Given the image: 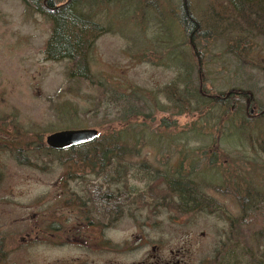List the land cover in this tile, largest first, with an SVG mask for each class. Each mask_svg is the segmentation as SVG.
<instances>
[{"label":"rangeland","instance_id":"374dc122","mask_svg":"<svg viewBox=\"0 0 264 264\" xmlns=\"http://www.w3.org/2000/svg\"><path fill=\"white\" fill-rule=\"evenodd\" d=\"M227 1L187 0L188 10L201 29L197 43L203 47L204 91L217 96L242 92L245 101L251 98V107L261 113L264 35L259 34L260 28L252 31L243 21L238 30L233 21L223 19L221 12ZM184 3L81 0L86 13L105 28L88 55L89 78H82L74 74L72 60H46L44 51L53 28L47 15L22 0H0L1 231L11 216L35 211L34 195L43 193L58 176L44 173L65 171L59 159L48 164L43 151L48 147L47 137L63 130L95 129L103 138L124 139L127 135L131 163L137 168L139 161H144L153 171L149 181L140 183L135 170L134 181L136 187L149 189L151 203L166 207L161 219L167 221L164 227L169 235H192L209 230V225L215 232L219 215L236 222L243 219V224L235 228L225 226L231 235L232 230H239V234L232 236L224 262L249 264L262 260L264 264L261 217L256 214L255 219L236 209L245 203L247 188L264 193V143L258 142L256 130L264 125V119L255 118L252 132L247 133L241 127L242 117L233 110L221 119L220 108L210 104L198 107L192 94L201 87L199 60L190 45V34L186 35L182 26ZM224 26V37L218 36ZM205 32L215 36L208 44H202L200 38ZM192 64L194 68H190ZM175 94L190 101V111L179 108ZM27 156L28 163L23 164ZM213 160L217 164L212 165ZM175 171L187 173L194 181L207 177L213 183L210 177H216L214 188L223 194H203L216 206L215 211L207 213L210 217H181L172 212L175 201L164 188L167 184L162 177ZM224 203L227 208L223 213L217 204ZM15 240L13 237L9 242L11 250L2 256L0 264H34L33 255L49 261L80 255L79 250L71 248L22 252L16 249ZM213 243L206 244L208 251Z\"/></svg>","mask_w":264,"mask_h":264},{"label":"flooded vegetation","instance_id":"af4514ba","mask_svg":"<svg viewBox=\"0 0 264 264\" xmlns=\"http://www.w3.org/2000/svg\"><path fill=\"white\" fill-rule=\"evenodd\" d=\"M251 113L255 114V108L251 109ZM84 159L77 157L79 161ZM120 159L125 160L122 171H119ZM72 160L73 157L65 163L63 172L44 173L58 176L43 193L34 195V212L9 218L8 225L0 230V256L9 253V242L14 237L16 249L22 252L65 248L80 252L72 259L54 261L33 255L34 264H225L232 236L239 234V230H232L231 235L225 226L235 228L243 224V219L236 222L219 215V229L215 232H211L212 225H209V230L192 235L171 236L164 227L167 221L161 219L166 207L151 203L149 189L135 185V170L140 183H146L151 178L147 173L151 169L144 161H139L136 168L131 163V157H113L112 166H107L105 171L100 167L83 166V162L80 170L76 171ZM164 175L175 179L180 177L177 171L174 175ZM203 181L208 189L189 190L223 194L220 189L214 188V183ZM164 188L172 196L169 187ZM181 200L178 197V202L171 204L174 206L172 212L181 217H210L207 213L215 211L216 206L206 200L202 204H183ZM224 204H217L218 210L223 213L227 208ZM237 208L240 212L244 210L243 205H237ZM180 226H184L183 223ZM182 229L186 230H179ZM211 240L214 243L208 251L210 247L206 244Z\"/></svg>","mask_w":264,"mask_h":264},{"label":"trees","instance_id":"16d2710c","mask_svg":"<svg viewBox=\"0 0 264 264\" xmlns=\"http://www.w3.org/2000/svg\"><path fill=\"white\" fill-rule=\"evenodd\" d=\"M22 1L27 6L33 7L40 13L47 15V18H49L53 24L52 34L49 41L47 42L44 51L46 60L54 62H60L66 59L72 60L75 63L74 74L82 78H89L90 73L88 65V55L95 43V40L105 33V28L92 20L91 16H89L85 11L84 7L86 6L83 4L81 5V0H67V2H64L63 0H57L58 3L56 2V0ZM227 2L228 5H224V8L221 12L222 16H224L223 19L225 18V20L227 19L226 21H233L235 29L238 30L241 28V21H243L250 29H252V31H256V29L260 28L261 32L259 34L264 35V0H228ZM182 11L183 19L181 20V22L184 28V33L186 35L188 33L190 34V45L192 46L194 55H196L197 59L199 60L198 69L200 71L199 75L201 87L199 88L198 92L192 94V97L197 100L195 102H197L198 107L204 106L205 104H210L213 105L214 109L220 108L222 111L221 119L233 114L234 111V114L240 115V118L242 117L241 127L248 133V131L252 130L251 123L255 118L261 117L264 119V111H262L261 113L255 112V114L252 115V103L249 102L248 99L245 101V98L243 97L244 93L242 92L237 93L235 91H230L225 95L217 96L210 95L209 93H206L204 91V82L201 72L203 58V53L201 50H203V47H200L198 45L199 42L197 43V41H200L199 36L197 37L199 31H201V29L199 30L200 24L197 19L190 14L187 6V0H185ZM224 28L227 27L224 26L220 30L223 33L218 34V36L224 37ZM232 29L234 28L232 27ZM243 34L246 36V33ZM200 35V38H202V44H208L211 38H215V36H213V34H210L209 32L201 33ZM244 42L245 41H243V43ZM237 54L239 53L237 52ZM194 65L196 66V64ZM192 67L193 64L190 66V68ZM176 88L177 86H174V90ZM177 98L178 106H180L179 108H181L183 112L190 111V101L185 99L184 95L183 97L177 96ZM256 130L259 133L260 137V140H258V142L264 143V125H259ZM123 138L124 139H122V136L119 138H103L100 135L97 140L86 145L74 147L71 150L55 151L47 147L46 150L43 149V151L46 158H48V164L55 161V159H59L60 162H58L62 165H65V163L73 157L74 160L72 161L74 162L77 170H80L79 167L82 166L83 162V166H93L97 168L100 167L102 171H105L107 166H112L114 161L112 160L113 157L130 156L129 137L126 135ZM262 147L264 148V144ZM136 148L137 150L139 149V147ZM42 152H40L41 155H43ZM137 154H139V152H137ZM77 157H85L86 159L79 161L77 160ZM124 161L125 160L123 159H120L118 161L120 167L119 171H122V164ZM22 163H28V156L27 158L22 160ZM216 163L217 161H212V165H215ZM150 172L153 174V171H148L147 173H149V176ZM177 173L181 175L178 179H175V177H171L168 175L162 177L166 181L169 189L173 192L172 196L175 203L178 202V197L182 199L180 202L183 204L204 203L203 200H205L206 197L203 195V193L200 194L198 190L197 192L190 191L189 188L200 189L203 185V180L208 181L207 177H200V181H194L195 179L189 177L187 173H181L180 171H178ZM210 178H212V182L214 183L216 177L211 175ZM217 179H219V177H217ZM245 192L246 200L245 203L242 204L244 211L248 212V214H252V217L255 219L257 218V215L261 217L260 223L263 226L262 238H264V209H261V206H264V193L257 191L254 192L250 188H247ZM241 195L242 191L239 188L237 197L240 198ZM1 259L2 256H0V260ZM262 263V260H258V262H252L249 264Z\"/></svg>","mask_w":264,"mask_h":264},{"label":"water","instance_id":"95a60500","mask_svg":"<svg viewBox=\"0 0 264 264\" xmlns=\"http://www.w3.org/2000/svg\"><path fill=\"white\" fill-rule=\"evenodd\" d=\"M99 138L95 129L63 130L50 134L46 144L50 149L64 151L76 146L86 145Z\"/></svg>","mask_w":264,"mask_h":264}]
</instances>
